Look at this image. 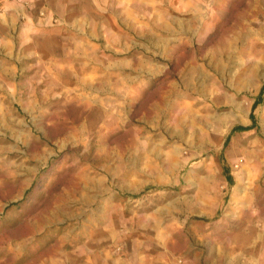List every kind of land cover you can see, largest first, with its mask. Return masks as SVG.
<instances>
[{
  "label": "rangeland",
  "instance_id": "rangeland-1",
  "mask_svg": "<svg viewBox=\"0 0 264 264\" xmlns=\"http://www.w3.org/2000/svg\"><path fill=\"white\" fill-rule=\"evenodd\" d=\"M66 6V22L12 32L0 264H104L108 250L113 264L258 260L264 0ZM53 24L62 36L44 35Z\"/></svg>",
  "mask_w": 264,
  "mask_h": 264
},
{
  "label": "crops",
  "instance_id": "crops-1",
  "mask_svg": "<svg viewBox=\"0 0 264 264\" xmlns=\"http://www.w3.org/2000/svg\"><path fill=\"white\" fill-rule=\"evenodd\" d=\"M40 10L44 13L43 17L38 15ZM66 14V0H0V91L3 89L5 76L13 80L18 72L16 58L14 51L11 50L10 43L13 37L12 32L19 26V22H25V25L29 27H35V22H66ZM36 27L38 30L43 31L42 28L39 29L40 27ZM45 30L46 28L44 29L45 34L43 32L44 35H46V32H49L50 35L54 34L60 37L63 33V30L56 24H53V26L49 25V30ZM84 255L93 258L100 256V251L95 253L93 250H85ZM76 256L80 257L81 255L77 254ZM59 257H50V261L58 259ZM258 257V260H255V257H253L251 264H264V254ZM63 258L67 259V256L65 255ZM101 258L102 262H105L104 264H113V262L110 263L112 259L109 250L106 254H102ZM44 261L49 262V256ZM46 262H43V264ZM75 263L68 259L66 264ZM96 263L97 260H94L93 264ZM76 264H80V262Z\"/></svg>",
  "mask_w": 264,
  "mask_h": 264
}]
</instances>
